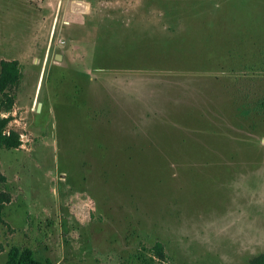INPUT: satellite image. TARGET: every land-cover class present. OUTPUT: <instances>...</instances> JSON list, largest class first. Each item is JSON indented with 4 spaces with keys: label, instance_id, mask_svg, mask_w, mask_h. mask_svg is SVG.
Returning <instances> with one entry per match:
<instances>
[{
    "label": "rangeland",
    "instance_id": "obj_1",
    "mask_svg": "<svg viewBox=\"0 0 264 264\" xmlns=\"http://www.w3.org/2000/svg\"><path fill=\"white\" fill-rule=\"evenodd\" d=\"M58 1L0 0V61L22 70L2 113L22 144L0 147V264L13 247L43 264H141L157 242L154 264H252L264 0Z\"/></svg>",
    "mask_w": 264,
    "mask_h": 264
},
{
    "label": "trees",
    "instance_id": "obj_2",
    "mask_svg": "<svg viewBox=\"0 0 264 264\" xmlns=\"http://www.w3.org/2000/svg\"><path fill=\"white\" fill-rule=\"evenodd\" d=\"M22 80V70L17 60H2L0 62V147L8 149L19 148L22 144L19 133L15 131L7 132L10 118H4V111H11L15 104V97L10 92L19 87ZM1 181H5V177L0 176ZM11 200L10 194L0 189V220L2 210L6 203ZM150 255L139 251L136 253V259L141 264H154L156 260H164L166 252L163 244L157 242L149 251ZM6 264H43L36 259L33 250H21L13 247L9 253ZM47 264H51L47 262ZM252 264H264V254L252 260Z\"/></svg>",
    "mask_w": 264,
    "mask_h": 264
},
{
    "label": "crops",
    "instance_id": "obj_3",
    "mask_svg": "<svg viewBox=\"0 0 264 264\" xmlns=\"http://www.w3.org/2000/svg\"><path fill=\"white\" fill-rule=\"evenodd\" d=\"M55 1V0H54ZM69 2H70V5H71V8H72V11H74V12H76L75 11V9H74V5H76V4H78V5H80V4H90L87 0H78V1H76V0H69ZM53 2H51L50 4H52ZM53 4H55V3H53ZM58 4L60 5V0L58 1ZM55 6V5H54ZM78 13V12H77ZM49 38H52V31L50 32V36H49ZM52 42H53V39L50 41V42H48L47 44H46V50H50V48H51V45H52ZM34 45L36 46V44L34 43ZM12 60H17V59H12ZM2 61V60H1ZM0 61V62H1ZM18 61V60H17ZM19 62V61H18Z\"/></svg>",
    "mask_w": 264,
    "mask_h": 264
},
{
    "label": "bare ground",
    "instance_id": "obj_4",
    "mask_svg": "<svg viewBox=\"0 0 264 264\" xmlns=\"http://www.w3.org/2000/svg\"><path fill=\"white\" fill-rule=\"evenodd\" d=\"M76 7H80L82 9V7L79 5V6H76ZM78 10V9H77Z\"/></svg>",
    "mask_w": 264,
    "mask_h": 264
},
{
    "label": "built area",
    "instance_id": "obj_5",
    "mask_svg": "<svg viewBox=\"0 0 264 264\" xmlns=\"http://www.w3.org/2000/svg\"><path fill=\"white\" fill-rule=\"evenodd\" d=\"M23 138H25V136Z\"/></svg>",
    "mask_w": 264,
    "mask_h": 264
}]
</instances>
